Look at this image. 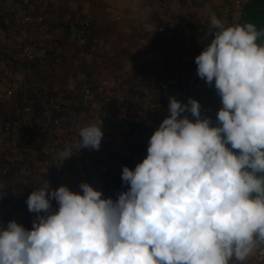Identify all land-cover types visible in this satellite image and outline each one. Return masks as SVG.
Here are the masks:
<instances>
[{"label":"clouds","instance_id":"clouds-1","mask_svg":"<svg viewBox=\"0 0 264 264\" xmlns=\"http://www.w3.org/2000/svg\"><path fill=\"white\" fill-rule=\"evenodd\" d=\"M210 25L195 63L220 97L217 124L196 99L170 97L146 158L122 169L127 191L113 200L87 182L82 195L48 182L34 189L32 229L15 220L0 227V264H243L264 245V31L215 15ZM78 135L57 153L62 163L78 149L99 150L102 120Z\"/></svg>","mask_w":264,"mask_h":264},{"label":"crops","instance_id":"crops-1","mask_svg":"<svg viewBox=\"0 0 264 264\" xmlns=\"http://www.w3.org/2000/svg\"><path fill=\"white\" fill-rule=\"evenodd\" d=\"M214 1L47 0L32 12L19 0H0V227L15 220L28 229L37 214L27 210L26 200L47 182L52 190L67 186L81 195L79 185L87 182L113 200L127 191L122 169L134 170L146 158L149 138L170 115L169 98L201 104L206 87L197 75L200 53L188 41L164 44L158 29L199 32L207 46L215 31L210 18H220L217 5L208 11ZM80 18L93 25L86 54L69 33ZM27 44L32 61L24 53ZM215 91L210 86L211 98ZM181 115L195 119L190 112ZM10 120L23 131L32 128L33 137H20L16 124L11 136L4 135ZM99 120V150L73 148L62 163L57 153L79 141L80 128ZM89 161L99 169L95 178L83 179L79 171ZM51 205L58 211L55 200Z\"/></svg>","mask_w":264,"mask_h":264},{"label":"built area","instance_id":"built-area-1","mask_svg":"<svg viewBox=\"0 0 264 264\" xmlns=\"http://www.w3.org/2000/svg\"><path fill=\"white\" fill-rule=\"evenodd\" d=\"M21 3H23L29 11H34L35 7H38L43 4L44 0H19ZM235 11H241L242 5L241 1L238 0L234 3ZM2 9V6L0 4V10ZM7 24L11 22V17H8L6 15ZM30 20L29 17L26 18V21ZM92 21L90 18H82L79 21H75L73 26L70 28V37L76 41H78L82 47L83 52L86 54L88 51H90V47L88 46V39L89 35L92 30ZM158 33L161 36L162 42L164 44L170 45H178L183 41H188L187 43H190L189 46L192 48V50H197L199 53L202 52L203 47H205V41L203 39V35L199 32H193L192 30L186 29L183 31H176L169 26H162L159 27ZM24 53L29 61H32L35 59L34 51L32 50V47L27 44L24 48ZM204 84L206 87H204L200 91V99L202 101L201 103V113L202 116L211 118L212 126H215L217 124L216 114L218 110L222 107L220 97L218 96L217 92L215 91V97L210 96V86L206 84L204 81ZM214 85V84H213ZM9 95H12V91L10 90L8 92ZM55 109L60 112V107L56 106ZM26 112H31V108L28 107L25 109ZM45 115L48 117H51L53 115V110H46ZM56 124L60 125L62 123L61 119H57ZM16 124V123H15ZM13 120H10L9 122L5 123L2 127L1 131L4 135L7 137L11 136L13 132V126L15 125ZM18 127V134L20 137H24V131L22 128H20L19 124H16ZM53 137L56 139V144L59 143L58 141V134L53 133ZM90 162V161H89ZM107 171V169H104L103 172ZM81 176H92L95 177L96 173L95 171H82ZM28 210V208H27ZM32 213V212H31ZM36 214V213H32ZM32 229V225L28 228V230Z\"/></svg>","mask_w":264,"mask_h":264},{"label":"rangeland","instance_id":"rangeland-1","mask_svg":"<svg viewBox=\"0 0 264 264\" xmlns=\"http://www.w3.org/2000/svg\"><path fill=\"white\" fill-rule=\"evenodd\" d=\"M238 0H215L214 3H211L209 6H207L208 11L211 7H215L217 5V10L219 13V16L222 21L225 22L226 25H232L233 23L239 22V20L242 17V11L243 7L248 10V14L246 16L247 23L254 24L258 30L264 31V0H240L242 5L241 11H235L234 3ZM47 0L43 1V4L46 3ZM25 6V5H24ZM26 7V6H25ZM40 7V6H38ZM38 7H35V12ZM27 10H29L26 7ZM26 10V11H27ZM255 10V11H254ZM29 14H27L28 16ZM26 16V18H27ZM82 19V18H80ZM80 19H77L76 21H79ZM74 22L71 26H73ZM258 44L264 45V35H262L258 40ZM88 166L82 168L79 171V176L83 179H87L92 176H81L82 171H95L99 169L96 165L91 164L90 162L87 163ZM106 169L103 168L102 171ZM107 172V171H105ZM96 177V176H95ZM93 177V178H95ZM229 264H239V262L235 261L234 259L229 262ZM243 264H264V245H261L258 247L254 253L243 262Z\"/></svg>","mask_w":264,"mask_h":264},{"label":"trees","instance_id":"trees-1","mask_svg":"<svg viewBox=\"0 0 264 264\" xmlns=\"http://www.w3.org/2000/svg\"><path fill=\"white\" fill-rule=\"evenodd\" d=\"M254 11H255V10H254ZM247 14H248V10H247L246 8L243 7V11H242V17H241V19L239 20V22L233 23L232 25H236V24H241V25H243V24L247 23V18H246ZM91 32H92V30H91ZM91 42H92V41H91L90 39H88V46L91 45ZM33 135H34V131H33L32 128H27V129H25V131H24V138H25V139H30V138L33 137Z\"/></svg>","mask_w":264,"mask_h":264}]
</instances>
